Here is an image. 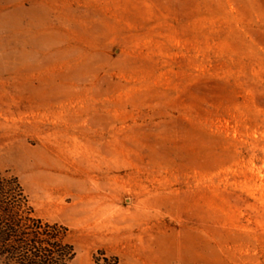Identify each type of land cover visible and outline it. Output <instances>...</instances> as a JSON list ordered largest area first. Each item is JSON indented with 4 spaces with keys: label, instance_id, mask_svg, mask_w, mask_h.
<instances>
[{
    "label": "rangeland",
    "instance_id": "obj_1",
    "mask_svg": "<svg viewBox=\"0 0 264 264\" xmlns=\"http://www.w3.org/2000/svg\"><path fill=\"white\" fill-rule=\"evenodd\" d=\"M72 264H264V0H0V180Z\"/></svg>",
    "mask_w": 264,
    "mask_h": 264
},
{
    "label": "trees",
    "instance_id": "obj_2",
    "mask_svg": "<svg viewBox=\"0 0 264 264\" xmlns=\"http://www.w3.org/2000/svg\"><path fill=\"white\" fill-rule=\"evenodd\" d=\"M68 229L33 216L16 179L0 180V264H72ZM96 264H119L100 253Z\"/></svg>",
    "mask_w": 264,
    "mask_h": 264
}]
</instances>
